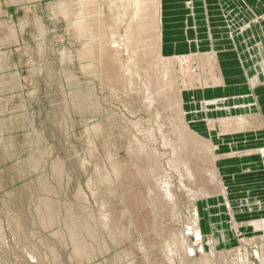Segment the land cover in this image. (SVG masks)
I'll use <instances>...</instances> for the list:
<instances>
[{
    "label": "rangeland",
    "instance_id": "rangeland-1",
    "mask_svg": "<svg viewBox=\"0 0 264 264\" xmlns=\"http://www.w3.org/2000/svg\"><path fill=\"white\" fill-rule=\"evenodd\" d=\"M115 1L121 8V2ZM129 6L111 12L106 0H97L91 9L100 22L112 24L113 30L112 15L117 13L121 22L113 38L119 40L129 31L135 37L141 31ZM79 16L74 0H0V264H171V254L178 264L175 242L185 230L186 218H193L195 207L206 238L214 239L226 228L229 241L218 244L217 251L225 246L236 257L245 245L250 262L259 264L254 253L257 247L248 241L262 236L250 224L264 216L235 219L225 186L210 181L214 167L222 175L219 164L224 161H214L200 144L203 137L191 125L201 138L188 137L181 155L188 159L194 180L183 178L181 182L177 169L167 164L173 154L170 146L163 145L161 134L177 145L169 125V119L177 118L176 106L173 102L170 108L165 106L161 98L148 105L147 96L153 93L142 87L147 78L153 82L163 78L158 70L163 64L156 58L158 32L138 35L140 43L130 51L133 58L123 44L116 48L109 43L106 55L96 58L102 66L94 72L82 68L91 62L79 56L90 39L73 26ZM111 36L105 33L101 39ZM160 55L179 56L165 57L161 49ZM130 58L136 60L139 77L134 76L131 86H124L116 77ZM204 61L205 56L194 58L191 64L195 68ZM173 63L169 77L175 82L167 91L175 101L181 80L189 77L176 60ZM113 80L115 88L109 83ZM200 106L194 111L184 109L187 119L189 113L217 111L215 106L206 109L203 102ZM238 113L250 115L244 111L231 114ZM226 114L211 115L209 120ZM157 123L163 125L162 133ZM97 124L100 131L95 132ZM149 129L152 138L146 137ZM206 139L218 155L221 150L211 138ZM143 143L160 155L159 174L152 177L139 174L152 161L131 154L136 144ZM114 162L120 165L119 177L112 170ZM159 170L170 175L175 215L168 202L156 201L157 206H151L155 197L149 195L147 186L164 185ZM220 197L225 210L216 202ZM248 200L241 201L250 203ZM262 202L259 199L258 209ZM214 222L220 229H213ZM77 245L88 258L74 253Z\"/></svg>",
    "mask_w": 264,
    "mask_h": 264
},
{
    "label": "crops",
    "instance_id": "crops-1",
    "mask_svg": "<svg viewBox=\"0 0 264 264\" xmlns=\"http://www.w3.org/2000/svg\"><path fill=\"white\" fill-rule=\"evenodd\" d=\"M263 5V0H161L159 12L162 54L165 57L209 56L219 81L218 84L209 83L216 85L211 88L196 84L182 89L184 109L188 107L194 111L201 107V102L207 109L215 106L212 101L218 100L224 102L227 110L244 111L254 120L248 128L223 134L210 128L209 118L223 115L225 109L217 110L215 106L217 111L189 113L187 119L199 135L211 138L221 150L218 160L224 163L219 164L220 177L238 221L264 216V157L256 152L264 148ZM245 103L250 107H243ZM229 153L234 156H228ZM244 198L250 203L241 201ZM221 199L216 202L225 210L220 206ZM259 199L263 201L261 209H258ZM252 206L255 207L250 211ZM214 224L213 229L214 226L220 229ZM204 226L208 232L207 222Z\"/></svg>",
    "mask_w": 264,
    "mask_h": 264
},
{
    "label": "bare ground",
    "instance_id": "bare-ground-1",
    "mask_svg": "<svg viewBox=\"0 0 264 264\" xmlns=\"http://www.w3.org/2000/svg\"><path fill=\"white\" fill-rule=\"evenodd\" d=\"M106 1H107V5H108V10H110L111 12H113L114 10L116 11L115 7L122 9L125 5H128V6L130 5L129 7L130 8L132 7V8L130 9L129 12L132 11L131 12L132 19H135L134 22H137L135 24L137 25L138 28L141 29V31H138L137 35L135 37L134 32L133 31L130 32L128 30L129 33H127L125 35L126 37L120 36L119 40L117 39L118 41L114 40L113 35L117 34V32L115 33V31L120 26V22H121L118 20V17L116 16L117 13L115 14V16L112 15V19L114 20L113 25L116 28V29L114 28V30H113V28H111L112 24L108 25L107 23L100 22L101 20L98 17L99 15L98 14L95 15V13H92L91 6L96 4L97 0H74L75 5L78 7V14L82 15V16L81 17L79 16L80 18L76 22L73 23V26L77 29L78 32L86 34V36H88L90 39L89 43L86 46H84L83 50L79 53V56H80V58H83V59H87V60L90 59L91 62L88 65L87 64L85 66L83 65L82 68L85 70H90V71L100 69V67L102 66L101 62L98 61L99 59L97 60L96 58L106 55L107 45L109 43H113L114 47L120 46V44L121 45L123 44L125 51L129 52L128 56L133 58L130 55L131 54L130 51H135L134 48H137L138 43H140V38H138V35L139 34H146V33H148V30L158 32V34H157V43L158 44H156L157 45L156 46V48H157L156 58L159 59L158 63L163 64V65H160V67L157 66L158 70H160V74L163 76V78H162L161 82L160 81L159 82H153L151 78H147L148 75L146 74L147 79H146V81L144 80L145 86L142 85V87H144V90L146 92H149V94H151V92L153 93V95L151 94L150 96H147L146 101H147L148 105L155 103L159 98H161L165 102V106H168L170 108L172 105V102H173V105L176 106V111L178 113L176 115L177 118L175 120L169 119V125L171 126L172 131L175 132L174 133L175 139L178 142L177 145L176 144L172 145L168 136L163 135V133H162L163 125L162 124L157 123L158 124L157 129H158V131H160V133H162L161 139H162L163 145L170 146V149H171L172 154H173V157L167 161V164L170 167L177 169V172L179 174L181 182H182L183 178H186L189 181H191V180L193 181L194 180V174H193L192 170L190 169V164L188 162V159H182L183 157L181 154H182V150L185 149V147L188 143L187 142L188 137H190V138L193 137L195 139L201 138V137L196 136L192 132L191 127H190V123H188L186 115L184 114V102H183L182 97H181L182 96L181 90L186 89V88H191V87L195 86L196 84L205 85L206 86L205 88H211V87L216 86V85H213V86L209 85V83H211V82H213L214 84H218V82H219L217 77H215V74H214V69H213L214 66H213L212 60L210 59L209 56H205V61L201 64L198 63L197 66L195 65L196 67L194 68V66H192L193 64H191L193 59L194 58L204 59V57H199V56L193 57L191 55L186 54V55H179L177 58L172 59V58H164L162 55H160V49H161L160 48V39H161L160 19L161 18L159 17L160 11L158 9L160 8L161 0H119L121 2L120 4L122 5L121 8H120V6H117V2L115 0H106ZM120 4H118V5H120ZM124 10L122 12L126 13L127 11L125 12ZM128 27H129V25H128ZM104 28H106V29L108 28V30L106 32H104L103 31ZM105 33L112 35L110 40H102L101 39V37ZM115 57L119 62V57H117V55ZM93 59H95V60H93ZM132 60L133 59L128 60L126 63L122 64V68H124V71L119 72L117 74V77H116L119 81H121V83L124 86L126 84L131 86V84L135 83L134 76H138V74L136 73L137 71H135V68H136L135 65H137L135 62L136 60L134 59L133 60L134 62H132ZM175 60L179 63L180 70H181V72H183V74L184 73L186 74L188 72L187 74H188L189 78H187L185 76L181 80L182 85L179 88V93H178V96L176 98L177 100L175 99V101H173V97L171 96V94L168 93L167 90L172 89L174 86V82H175L174 77H169V76L173 74L172 73L173 72V64H174L173 62H175ZM187 63H188V65H186ZM137 67H138V65H137ZM150 68H151V70H153V72H154V70L156 71V69H153V67L150 66ZM151 70H150V73H151ZM146 71H148V70H146ZM153 76H155V75H153ZM109 83H111L110 85L114 86V88H115L116 85H115L114 80L109 81ZM151 84H152V87H151ZM208 101H210V100H208ZM208 101H206V103H208ZM213 102H214V105L216 106L217 110L218 109H225L227 111V114H226L227 117L222 118V119L210 120L209 126L211 129L218 126L221 133L227 134V133H233V132L241 131L245 128L252 126V124L254 123V120L252 118H250L248 116L250 118V120H249V118H247L243 114H237V115L232 116L231 115L232 111H230V109H228V110L226 109L227 106H225L224 102L221 103L218 100L212 101V103ZM94 104H96V103H94ZM94 106H96V105H94ZM174 106H172V107H174ZM99 129L100 128H99L98 124L93 127V130L95 132ZM137 130L143 131L141 128H138ZM152 133H153L152 129L147 130L146 137L152 138ZM188 141H190V140H188ZM200 144L205 148V150L210 154V156H212L214 161H216L217 158H220L219 155H216L215 149H214V147H213V145L209 139L202 138ZM136 145H135L136 147L131 152L132 156L135 158H138V159L139 158H145L146 160L152 161V163L150 162L151 164L149 163L150 166L148 167V170L146 172H144L145 170L142 173L139 172L140 176H142V177L154 176L157 173V170L159 169V165L161 163L160 162V160H161L160 155H158L156 153V151L153 150L147 144L143 143L142 145H138V144H136ZM132 147H134V146H132ZM256 152L259 153V155H261L262 157H264V148L259 149ZM249 154H253V153H249ZM228 156H234V154H231ZM115 163H117V162H114L112 164V170H113L114 174H116L119 177V175H120V167L119 166L120 165H117ZM161 168H163V166ZM161 173L163 174L164 172H161ZM157 174H159V173H157ZM163 175H164V180H163L164 185H160V184L155 183V184H149L147 186V188H148L147 190H148L149 195H153L155 197V202L151 203V206L153 208L155 206H157L156 201L157 202H163V201L168 202L172 208L171 210H173L172 214L175 215V213H174L175 201H174V196L172 193V184L170 181V175H165V174H163ZM210 179H211L210 181H214L218 187H220V188L224 187L223 182H222L221 177H220V174H219V170L217 167H214V169L210 172ZM199 192L201 194H203V196L207 195L205 193V191H203V190H200ZM104 224H106V222H104ZM185 224H186L185 230L182 231V234L179 237L180 240L175 242V244L177 245L175 247V251H176V254H177L178 260H179L178 264H252V262H250L248 249L246 248L245 245H243L241 247V251L238 252L236 257L232 256L231 250L225 249V246H222L220 251L216 250L218 244L226 245L229 241V238L226 234V228L223 229L222 232H219V236H215L214 239L206 238L204 235L203 228L201 226V222L198 219L197 207H195L193 210V218L191 219V218L187 217ZM250 225H252V227L254 228L255 231L261 230L260 232H262L261 233L262 236H259L258 239H253L252 241L249 240L248 242L249 243L251 242V244H250L251 247H257L256 249L254 248L255 256L258 258L259 264H264V218H262L260 220L252 221V224H250ZM239 226H240L239 223H235L236 229H239ZM192 238H194V242L192 241ZM77 240L78 239H76V241ZM79 243L80 242H77V244H79ZM81 247L77 245L75 247L74 253L78 254V255H83V256L88 258L89 254L86 255L87 252L85 250H83V248H81ZM169 251H172V250L169 249ZM198 251L201 252L200 255H198V253H197ZM170 256H171L170 257L171 264H175V262L173 261L174 257L172 256V254Z\"/></svg>",
    "mask_w": 264,
    "mask_h": 264
}]
</instances>
